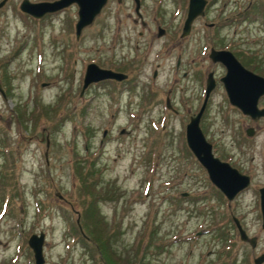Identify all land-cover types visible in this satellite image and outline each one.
Returning a JSON list of instances; mask_svg holds the SVG:
<instances>
[{"label": "rangeland", "instance_id": "rangeland-1", "mask_svg": "<svg viewBox=\"0 0 264 264\" xmlns=\"http://www.w3.org/2000/svg\"><path fill=\"white\" fill-rule=\"evenodd\" d=\"M21 1L0 7V264H34L26 241L38 233L43 264H253L264 253V119L230 105L220 83L208 96L205 140L249 176L230 201L189 152L184 126L206 73H224L210 46L264 77V0H208L184 39L186 0H140L144 25L132 0H107L77 38L75 4L37 18ZM88 63L126 80L81 91ZM106 238L109 261L98 252Z\"/></svg>", "mask_w": 264, "mask_h": 264}, {"label": "water", "instance_id": "water-1", "mask_svg": "<svg viewBox=\"0 0 264 264\" xmlns=\"http://www.w3.org/2000/svg\"><path fill=\"white\" fill-rule=\"evenodd\" d=\"M105 1L106 0H52L32 3L27 0H22L19 4V9L22 12L38 18L45 13H51L62 9L71 3H75L77 10L76 21L74 23V35L75 38H77L81 29L90 24L93 18L99 13ZM4 2L5 0H0V7ZM203 4L204 0H188L187 12L182 25L181 35H185L187 33L192 19L201 14ZM137 7L138 5L136 2L134 11L136 15L139 16ZM156 34L157 36H160L162 34V29L158 27ZM208 56L212 62L218 61L224 66L225 72L223 76H221L220 82L222 83L228 102L238 108L242 114L249 116L251 119L264 117V108H257L258 98L264 95V78L244 68L229 51L211 49ZM125 76L126 75L121 72L113 71L107 68H100L94 63H88L85 66L82 77L81 91L90 82H96L106 78L118 81L125 78ZM212 87L213 79L211 74L208 73L205 81L202 102L197 112L191 115L188 122L185 124L184 139L188 149L191 151L199 164L205 169L209 181L229 201L237 192L244 189L249 184V177L238 172L227 162L220 161L217 157L213 156L211 152V145L205 140L199 128V119ZM0 95L4 97L1 85ZM165 106L170 109L167 98L165 99ZM252 132V127H247L245 129V133L248 136H250ZM258 195L261 227L264 228V187L258 189ZM232 220L237 229L239 240L247 242L250 247L253 248L255 245V238L247 236L236 218L233 217ZM26 242L32 251L34 264H43L42 233L29 235ZM252 262L253 264L263 263L264 253L254 257Z\"/></svg>", "mask_w": 264, "mask_h": 264}, {"label": "flooded vegetation", "instance_id": "flooded-vegetation-1", "mask_svg": "<svg viewBox=\"0 0 264 264\" xmlns=\"http://www.w3.org/2000/svg\"><path fill=\"white\" fill-rule=\"evenodd\" d=\"M107 1V0H106ZM133 1V3H134V6H133V12H134V8H135V4H136V2H137V5H138V7H137V10L139 9V7H140V0H132ZM187 1L188 0H186V6H187ZM212 2V1H211ZM210 2V3H211ZM106 3V2H105ZM72 4H75V3H71V4H69V5H72ZM208 0H204V4H203V7H202V12H201V14H199V15H197L195 18H193L192 19V21H191V23H190V25H189V28H188V31H187V33L185 34V35H181V33H182V25H183V22H184V19H185V17H186V12H185V16H184V18H183V20H182V24H181V27H180V34H179V37L181 38V39H184V38H186V37H188L189 36V34H190V30H191V25H192V22L194 21V20H196V18H199V17H203L204 15H205V13H206V7L208 6ZM76 5V4H75ZM104 6V5H103ZM102 6V7H103ZM186 9H187V7H186ZM139 11V10H138ZM139 18V17H138ZM139 20V22H140V24L141 25H144V22L142 21V19L141 18H139L138 19ZM136 20L134 19L133 20V22H135ZM207 24V23H206ZM208 26H211L212 25V23H208L207 24ZM157 27H159V26H157ZM162 33H163V30H162ZM211 49H213V50H221L222 48H218V47H213V46H210L209 48H208V54H209V52H210V50ZM207 54V55H208ZM212 63H219V62H212ZM220 64V63H219ZM179 65V59L177 58L176 59V64H175V68L177 67ZM208 73H210L211 74V76H212V79H213V87H212V89L215 87V84L216 83H220V85H221V87H222V84H221V82H220V78H221V76L220 77H214V75H213V72H212V70H210V71H208L207 73H206V76H205V78H204V84H205V81H206V78H207V74ZM122 80H126L125 78H123V79H121L120 81H122ZM119 80L117 81V80H114V79H104V80H101V83H113V82H120ZM261 98H264V95H262V96H260L259 97V99L257 100V103H261L260 101H261ZM258 106V108H264V104H261V105H257ZM262 119H264V117H260V118H258L257 120H262ZM213 155L215 156V154L213 153ZM218 158V157H217ZM195 159V158H194ZM219 159V158H218ZM219 160H221V159H219ZM196 161V160H195ZM221 161H224V160H221ZM197 162V161H196ZM198 163V162H197ZM199 164V163H198ZM200 165V164H199ZM200 167H201V165H200ZM233 167V166H232ZM202 168V170L204 171V173L206 174V171L203 169V167H201ZM206 177H207V174H206Z\"/></svg>", "mask_w": 264, "mask_h": 264}, {"label": "trees", "instance_id": "trees-1", "mask_svg": "<svg viewBox=\"0 0 264 264\" xmlns=\"http://www.w3.org/2000/svg\"><path fill=\"white\" fill-rule=\"evenodd\" d=\"M78 174V173H77ZM88 174L89 175H91V173H90V171L88 172ZM79 175V174H78ZM80 180L81 181H83V184H84V186H86V187H88L89 186V183H87V178H86V175H84V176H82L81 174H80ZM92 206V202L90 201L89 202V205H87V209L85 210V217L86 216H88V215H90V207ZM80 221H82V218H81V215H80ZM77 226V225H76ZM85 227V226H84ZM79 234H80V232H79ZM108 244V238H106L105 240H103V241H100L99 242V244H100V246H99V248H101V249H99V253H100V256H101V254H104V256H105V254H107V256H108V252H107V247H105V248H103L104 247V245L106 246L107 244ZM106 251V252H105ZM106 257V256H105ZM109 257V256H108ZM108 257H106V259L108 258ZM110 259V258H109ZM107 261H109L108 259H107Z\"/></svg>", "mask_w": 264, "mask_h": 264}]
</instances>
